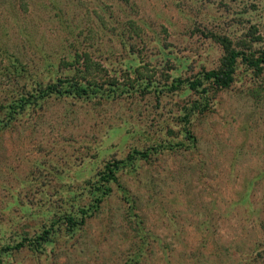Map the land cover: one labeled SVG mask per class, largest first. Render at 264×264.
<instances>
[{
    "label": "rangeland",
    "instance_id": "rangeland-1",
    "mask_svg": "<svg viewBox=\"0 0 264 264\" xmlns=\"http://www.w3.org/2000/svg\"><path fill=\"white\" fill-rule=\"evenodd\" d=\"M223 37L258 57L264 0H0V119L38 83L89 88L0 127V251L54 228L4 264H264V65L187 86L218 69ZM134 149L147 157L69 232Z\"/></svg>",
    "mask_w": 264,
    "mask_h": 264
},
{
    "label": "trees",
    "instance_id": "trees-1",
    "mask_svg": "<svg viewBox=\"0 0 264 264\" xmlns=\"http://www.w3.org/2000/svg\"><path fill=\"white\" fill-rule=\"evenodd\" d=\"M216 39H218L224 53L220 61V66L218 67V69L203 72L201 74V79H196L194 81L188 82L187 86L189 89L195 91L198 90V87L202 85V81H209L210 85L215 90L227 88L233 81V73L238 57H240L241 61H243L247 66L252 67L257 71H259L261 69V66L264 65V51L259 52L258 57H254L252 54L247 56L243 53L235 51L231 47L230 41L228 39L224 37ZM64 82L65 81L57 80L52 84L46 86L38 83L34 87V91L27 94V97L21 96L18 103L11 104L7 107L4 115L2 116L4 119H0V127H7L8 123L12 120L13 115L17 114L19 110H22L24 106L34 104L39 99L47 97L51 94L62 95L64 93L66 95H73L76 97H84L89 95V88L87 86L77 83L73 84V82L67 81L65 82L66 86L64 87ZM175 82L182 83L180 80H175ZM202 90L205 91L204 88ZM186 134H188L187 131ZM146 157L147 154L145 152L134 149L126 156L124 160L108 162L104 166L103 172L99 174L95 182L93 184H90V202L88 207L78 208L76 216L79 215V217H77L76 219L71 215L63 218L66 221L65 225L69 229V232H72L76 228L81 226L84 223L85 217L98 209L103 199L111 192V189L109 187L110 183H117V171L132 164L138 158L144 159ZM53 230V225H50L48 228L44 229L40 234L36 235L33 238L22 236L20 237L19 241L13 246H8L7 244H5L6 247H4L0 251V264H4L3 256H6L7 251H9L10 249H18L27 246L33 251H39L49 243V239L51 235H53Z\"/></svg>",
    "mask_w": 264,
    "mask_h": 264
}]
</instances>
